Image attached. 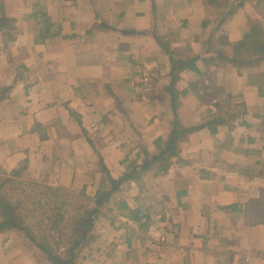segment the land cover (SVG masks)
<instances>
[{"label":"crops","instance_id":"0c3cea01","mask_svg":"<svg viewBox=\"0 0 264 264\" xmlns=\"http://www.w3.org/2000/svg\"><path fill=\"white\" fill-rule=\"evenodd\" d=\"M0 6L14 22L0 32V169L24 167L20 180L67 188L98 158L115 179L123 159L139 156L141 163L138 148L153 154V142L170 131L172 75L182 127L200 125L214 104L232 97L223 112L237 116L231 130L191 134L166 173L155 175L152 166L141 190L125 184L112 196L111 205L141 209L147 231L121 217L113 229L108 220L106 235H116V246L78 264H264V97L248 83L264 74V61H251L258 54L248 58L250 47L264 45V0ZM252 24L262 34L250 35ZM237 48L239 68L231 62ZM190 59L196 71H171V60ZM86 180L94 195V177ZM0 264L49 263L10 230L0 233Z\"/></svg>","mask_w":264,"mask_h":264},{"label":"trees","instance_id":"16d2710c","mask_svg":"<svg viewBox=\"0 0 264 264\" xmlns=\"http://www.w3.org/2000/svg\"><path fill=\"white\" fill-rule=\"evenodd\" d=\"M0 12V32L13 30L14 22L4 17L1 6ZM41 17L45 24L48 23L45 15ZM44 28L47 33V28L45 26ZM251 28L250 35L262 34L260 24H252ZM249 49L252 54L248 58H253V53L258 54L259 57L251 60L253 63L264 61V45ZM240 50L241 48L234 50L236 55L231 60L237 68L244 65L240 64L242 62L237 58L241 53ZM193 63L194 59L179 62L171 60V71L179 72L184 69L196 71ZM176 81L177 77L172 75L167 88L173 119L166 138H157L153 142L154 153L151 155L145 147H139L138 155H144L141 163L138 162L139 156L132 160L124 159L122 161L124 172L116 179L110 176L103 160L98 158V167L103 177L93 198L86 195L85 189L75 194L45 181L20 180L24 170L21 166L9 173H0V233L10 230L21 233L49 264H77L82 253L93 246L98 239L95 222L100 215H104L103 211L114 215L107 218L111 224L114 223L115 218L121 217L136 225L139 232H146L149 224L148 216L141 209L130 208L124 201H119L111 207L112 196L125 184L134 183L141 190L142 177L152 169V166L155 168V175L166 173L178 157L180 145L191 134L207 129L211 135H216L218 129L225 125L231 130L230 123H235L237 119L234 115H228L227 119L223 115L232 99L231 96H226V99L214 104L215 113L205 117L200 125L182 127L176 113L179 104L178 93L174 90ZM248 83L255 84L258 94L264 97V74L259 78L250 79ZM5 94L6 90L0 89V101ZM199 97L212 98L206 94ZM213 97H216L215 94Z\"/></svg>","mask_w":264,"mask_h":264},{"label":"rangeland","instance_id":"374dc122","mask_svg":"<svg viewBox=\"0 0 264 264\" xmlns=\"http://www.w3.org/2000/svg\"><path fill=\"white\" fill-rule=\"evenodd\" d=\"M186 120H188V119H186ZM125 152H126V155H130V153H127L128 152V149H126ZM132 159L133 158H129L128 160H132ZM80 172L81 173H78L76 175V177L74 178L73 184L71 186H67L66 189L70 190L71 192H75V194L76 193L78 194V192L82 191L85 187H87V185H89V181L86 180L88 176H93L94 179H95V181H93V183L96 185L97 188L99 187V184H100L101 178L103 177V174L100 173L98 164L93 169L80 168ZM86 172H87V174H86ZM90 172H92L93 175L90 174ZM0 173H6V172L4 170L0 169ZM25 181H27V180H25ZM92 186L93 185H91L90 187H92ZM93 187H95V186H93ZM133 188H135V187L133 186ZM86 192L88 194H92L93 193L92 190H89V191L87 190ZM94 195L92 194V195H87V196L90 197V198H93ZM112 203H113L112 205L110 204L111 207L114 206L115 201L112 202ZM102 214H104V215H100L98 217V219L96 220V222H95V228H96V232H97V235H98V239L95 242V244L90 247L91 249L92 248H94V249H92V252L91 253L89 252V251H91V250H89L90 248L89 249H86L82 253L81 257L79 258L78 263H81L82 261H85V258L88 259V260H90L92 256H95L96 257L98 254H100L99 251H98V250H100V248H103L105 250V252L106 251L108 252V251L113 250V248H111V250H109L110 249V248H108L109 244L113 245V247L116 246L115 245L116 243L114 241L116 239V235H113L110 238H108L107 235H106V229H107V225H108L107 224V222H108V219L107 218H110V216H114V215H112V213L109 214V213H107L105 211H103ZM116 226H118V225L114 221V223L112 225V228L115 229ZM110 233H111V230H110ZM106 237L108 239H106ZM109 241H110V243H109ZM96 246H97V248H96Z\"/></svg>","mask_w":264,"mask_h":264},{"label":"built area","instance_id":"2783aa9c","mask_svg":"<svg viewBox=\"0 0 264 264\" xmlns=\"http://www.w3.org/2000/svg\"><path fill=\"white\" fill-rule=\"evenodd\" d=\"M130 185H131V186H134V183H131Z\"/></svg>","mask_w":264,"mask_h":264}]
</instances>
